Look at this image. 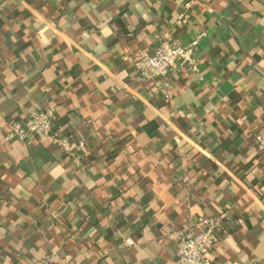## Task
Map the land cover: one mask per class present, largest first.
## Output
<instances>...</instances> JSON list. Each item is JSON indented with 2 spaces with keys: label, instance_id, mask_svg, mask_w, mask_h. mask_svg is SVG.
Instances as JSON below:
<instances>
[{
  "label": "crops",
  "instance_id": "0c3cea01",
  "mask_svg": "<svg viewBox=\"0 0 264 264\" xmlns=\"http://www.w3.org/2000/svg\"><path fill=\"white\" fill-rule=\"evenodd\" d=\"M199 36L170 100L135 70ZM49 106L73 155L5 140ZM258 135L264 0H0V264H176L200 216L222 221L211 264H264Z\"/></svg>",
  "mask_w": 264,
  "mask_h": 264
},
{
  "label": "built area",
  "instance_id": "2783aa9c",
  "mask_svg": "<svg viewBox=\"0 0 264 264\" xmlns=\"http://www.w3.org/2000/svg\"><path fill=\"white\" fill-rule=\"evenodd\" d=\"M181 21L187 22L188 15H182ZM200 36L188 45H180L168 38H162L152 53L138 56L134 67L139 76L145 80H159L164 89V97L172 98L171 78L175 72L184 69L198 70L196 46ZM56 110L54 107L41 109L24 121H14L5 134V140L24 141L30 136L47 140L72 153L69 140L54 133ZM261 149V162L264 165V138L257 136ZM83 147L84 142H79ZM222 227V221L216 216H200L189 226L175 231L177 250L176 264H211L209 254L216 244V232ZM132 245L133 241L127 240ZM60 259L57 252H53L39 261L38 264H55Z\"/></svg>",
  "mask_w": 264,
  "mask_h": 264
},
{
  "label": "trees",
  "instance_id": "16d2710c",
  "mask_svg": "<svg viewBox=\"0 0 264 264\" xmlns=\"http://www.w3.org/2000/svg\"><path fill=\"white\" fill-rule=\"evenodd\" d=\"M60 135H61V133H60Z\"/></svg>",
  "mask_w": 264,
  "mask_h": 264
}]
</instances>
